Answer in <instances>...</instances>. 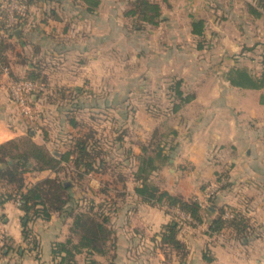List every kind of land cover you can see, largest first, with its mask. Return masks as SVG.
<instances>
[{"label": "crops", "instance_id": "obj_1", "mask_svg": "<svg viewBox=\"0 0 264 264\" xmlns=\"http://www.w3.org/2000/svg\"><path fill=\"white\" fill-rule=\"evenodd\" d=\"M22 1L33 3L18 28L20 34H13L4 52L9 74L0 79V145L32 129L17 110L9 83L34 72L45 83L44 92L32 96L36 128L44 132L34 141L50 151L71 146L68 133L63 135L73 129V121L81 123V115L94 112L95 93L108 100L107 110L113 114L134 115L124 120L126 138L109 143L113 151L123 149L116 160L131 163L111 176V184L114 179L123 184L106 191L113 193L107 205L112 237L107 253L95 254V264H264V87L242 89L229 80L233 69L244 68L256 76L263 70L264 0H148L159 4L162 22L141 30L127 17L135 0ZM193 24L204 30V38L193 33ZM121 54L125 58L119 63L116 57ZM174 80L182 82L181 90L193 97L191 102L176 114L168 111L170 104L166 113L160 103L148 104L150 98L162 99ZM119 98L123 104L115 102ZM150 105L158 114L149 111ZM167 127L177 133L168 139L175 150L152 181L158 180L170 195L202 206L203 223L178 233L181 251L163 244L160 235L176 212L168 214L135 193L142 146ZM103 167L95 172L97 205L105 194L100 188L108 165ZM223 174L229 186L217 189L211 201V188ZM36 176L54 174L29 175L31 183ZM221 208L239 212L245 229L210 234ZM22 217L15 202L0 204L1 233L9 241L0 264H54L53 246L70 237L71 221L57 214L36 221L34 251L23 237ZM83 258L82 264L89 263L86 253L78 255L76 263Z\"/></svg>", "mask_w": 264, "mask_h": 264}, {"label": "trees", "instance_id": "obj_2", "mask_svg": "<svg viewBox=\"0 0 264 264\" xmlns=\"http://www.w3.org/2000/svg\"><path fill=\"white\" fill-rule=\"evenodd\" d=\"M24 2L29 7L33 3L32 1ZM95 6H98L96 1ZM260 6L264 9V1H261ZM249 8L259 15L251 5ZM28 16L29 13L24 20H27ZM127 17L133 19L135 26L141 27L140 30L144 26L158 27L162 22L159 4L148 0H135ZM193 33L197 37L204 38L205 36L204 30L199 24H193ZM11 38L12 34H9L7 39L0 41V62L7 68L4 52L11 47L7 44ZM198 47L202 49L203 46ZM262 60L263 70L259 76L252 75L244 68L233 69L229 74L231 85L242 89H262L264 87V56ZM26 81L39 83L45 87L40 74L36 75L35 72L24 80H18V82ZM181 87L182 82L174 80L168 88L169 96L172 99L170 113L176 114L183 105L193 100L192 96H187L182 92ZM71 124L76 125V122L73 121ZM176 135L175 131H170L168 134L160 131L154 132L150 142L142 146V155L138 158V168L134 178L140 182L135 193L143 202L163 208L168 214L171 212L166 207L177 209L192 219L190 222L181 221L171 214L173 221L160 234L163 244L173 246L181 251L182 245L177 240L178 233L183 227H196L203 223L202 206L197 200H185L182 197L170 195L152 182L153 174L169 164L170 153L175 150V146L169 144L168 139L171 136L176 137ZM120 139L122 138L120 137ZM92 147L85 139H79L65 154L52 153L45 145L34 141L31 130L27 132L26 136L0 145V183H3L9 190L7 194L0 197V204L20 202L19 208L23 212L21 219L23 237L31 244V250L37 251L38 249L37 238L32 228L36 221H49L54 214L62 215L71 221L70 237L65 242H59L53 246L54 264H77L76 257L82 253H86L89 259L95 254L104 256L107 253V245L112 237L110 211L105 210V213L103 209H98L96 200L95 206H90L85 211H78L80 209L79 199H76L72 192V184L64 183L60 178V173L69 163H72L76 170L78 169L75 174L79 181L84 180L88 174L104 168V164L106 168L103 146H98L99 151L95 150V158L91 154ZM81 168L85 170L81 172ZM45 172H50L55 177L26 186L24 177L27 174ZM227 179L225 174L217 178V182L225 181L220 189L229 186ZM79 185H81L80 182ZM213 197L215 196H210L211 201L214 199ZM227 210L231 217L225 218L226 209H219L217 216L210 224V234L220 233L225 228H233L239 232L245 229V218L235 210ZM2 237L0 240L1 255L5 249H9V241L3 235ZM1 241L5 242L2 246ZM93 264H95V260Z\"/></svg>", "mask_w": 264, "mask_h": 264}, {"label": "rangeland", "instance_id": "obj_3", "mask_svg": "<svg viewBox=\"0 0 264 264\" xmlns=\"http://www.w3.org/2000/svg\"><path fill=\"white\" fill-rule=\"evenodd\" d=\"M105 58H107V53H105ZM124 58H125V55L121 54V55H118L116 57V60L119 63H122L124 61ZM1 77H0V79H1ZM103 88L104 87L100 86L99 90L102 92ZM168 88H166V91H165L166 93L164 96H162V99H160V100L156 99L158 97H154L155 99L150 98L147 100L150 102L148 104H156V107L157 106L159 107L158 103H160V106H161L160 111L166 113V111L168 110V109L166 110V108L168 107V104H170V108L172 107V99L170 98L169 93H167ZM95 89H96V87H95ZM95 96H97V97H95V104L93 103V105L95 106L94 112L90 111V114L81 115V117H80L81 123H79L78 126H77V124L76 125L71 124L72 127L74 126L73 127L74 130L72 128H70L68 130V132L64 133V135H63V136H67V133H68V135H69L68 138H69V140H71V146L70 147L68 146L65 149H62L61 147L54 148V152L52 150H51V152L52 153L65 154L66 152L71 150L72 146L76 143L77 140H79V139L84 140L85 139L90 145L93 146L91 154H93V156H94L93 158H95V150L99 151L98 146H100V145L103 146V149H104L103 155H104L105 159H107L106 163H107L108 167L105 169L107 171L105 174V177H104V178H106L105 179L106 182L103 183L101 185L102 187L100 188L101 190H103L105 192V194L101 195L102 201H99V204L97 206H98V209H103V212L106 213V211L109 210V208H107L108 207L107 205L110 204V201L108 199L111 198L110 197L111 195H113L112 192H110V194H107L106 191H111V188L109 187L110 185H112L114 187H116V186L121 187L123 184L122 179L121 180L114 179L115 184L114 183L111 184V182H112L111 176L114 177L113 175L115 174V172L117 170L122 171V172L125 171L127 166H130V163H131V162H129V159L128 160H126V159L116 160V159H120V157H118V156L120 155L121 151H123V149H121V150L118 149V150L113 151V150H111L109 143L112 140V141L117 142V144H120L119 142L123 141L126 138L127 130H125L124 120L129 118V117L134 118V115L129 113L128 116L123 115V116H125V117H123L122 115H119V114L117 115V112H115V114H113L112 110H107V107H108L107 105L109 103L108 100L104 99V97H98V95H96V93H95ZM32 99L33 98L26 99V104H27V106L31 112L30 115L23 114L21 111L20 104H18L14 99L13 100L16 103L17 110L19 109L18 111H20V114L22 115V117H24L25 119H28L29 122H31V128H32L31 131L33 133V139H35L36 135H43L44 132L42 130L40 131V130H38V128H36V124H38V123H36L37 118H35V115H34L35 110H33L32 109L33 107L31 106L32 105ZM165 100L167 103L164 102ZM109 101H111V100H109ZM123 101L124 100H122L121 98L115 100V102L119 103V104L120 103L123 104ZM132 106L133 105H131L130 107H132ZM133 108H137V107L133 106L132 109ZM148 108L152 114H158L157 110H159V109L153 107L152 105H150ZM132 112H133V110H132ZM115 118H117L119 122L116 121L117 119H115ZM29 131H30V129H29ZM170 131H171V128L167 127L165 129H163L161 132L168 134ZM138 133L139 132L137 130H135L133 134L137 135ZM26 135H27V132L24 136H26ZM120 137L122 138L121 141H119ZM55 140L59 141L60 140L59 136L57 138H55ZM123 148H125V147L123 146ZM108 162H109V164H108ZM77 170L73 166L72 163H69L66 165V168H64L63 171L60 173V178L64 183L69 182L72 184V192L74 193L76 199H79L78 202H79L80 209H78V211H81V210L85 211L88 209V207L93 206V205L95 206V200H96L95 199V181L98 183L99 180L95 179V171H94L90 175L88 174L84 180L79 181L78 178L76 177V174H75L77 172ZM84 170H85L84 168L80 169L81 172H83ZM29 175L33 176V175H35V173H29L24 177L26 186L34 185L33 182L31 183V177H29ZM164 176L166 178H168L167 174H164ZM53 177H55V175L51 176L49 178H53ZM36 178H37V176H36ZM42 179H45V178H37L36 183H38ZM79 182L81 183V185H79ZM152 182L155 185L157 184V186H159L161 189H163L161 184H159L158 180L156 183L154 181H152ZM212 187H214V186H212ZM8 191H9L8 188L5 187L3 183H0V197L7 194ZM96 202H98V198H97ZM19 203L20 202H15V204H17V206H19ZM171 210H173V209H171ZM94 212H95V209H94ZM1 224H2V222L0 220V234H2L1 231L3 230ZM1 242H2L1 243V246H2V244H4L5 242H3V241H1ZM5 250H7V249H5ZM94 257L95 256H92L88 261L89 263H87V264H93V261L95 260ZM83 261H84V258L81 259L80 263L82 264Z\"/></svg>", "mask_w": 264, "mask_h": 264}, {"label": "built area", "instance_id": "obj_4", "mask_svg": "<svg viewBox=\"0 0 264 264\" xmlns=\"http://www.w3.org/2000/svg\"><path fill=\"white\" fill-rule=\"evenodd\" d=\"M29 9L30 7L28 4L22 0H3L0 2V41L7 39L9 34H12L13 36V33L24 25V19L29 13ZM7 74H9L8 69L0 62V77ZM44 89L43 85L34 82L10 81L9 83L11 96L18 104H20L21 111L25 115H30L31 113L26 104V99L32 98L36 93L44 92ZM224 183V180L217 182L214 187L211 188V194L209 196H212V194H214ZM166 209L170 212H176L178 215L177 217L181 221H192V219L184 213H180L175 209L171 210L168 207H166ZM230 217L231 215L227 213L226 218ZM2 238V234H0V240Z\"/></svg>", "mask_w": 264, "mask_h": 264}, {"label": "water", "instance_id": "obj_5", "mask_svg": "<svg viewBox=\"0 0 264 264\" xmlns=\"http://www.w3.org/2000/svg\"><path fill=\"white\" fill-rule=\"evenodd\" d=\"M20 32H21V30L18 29V30H16L13 34H14L15 36H18V35L20 34Z\"/></svg>", "mask_w": 264, "mask_h": 264}]
</instances>
